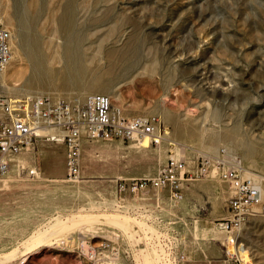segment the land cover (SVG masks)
Returning <instances> with one entry per match:
<instances>
[{
	"label": "rangeland",
	"instance_id": "obj_1",
	"mask_svg": "<svg viewBox=\"0 0 264 264\" xmlns=\"http://www.w3.org/2000/svg\"><path fill=\"white\" fill-rule=\"evenodd\" d=\"M34 1L0 0L14 56L0 93L106 94L128 117L156 115L165 134L148 147L83 136L77 179L66 174L63 142L36 138L22 149L0 174V257L19 252L4 264H156L153 234L175 241L176 264H242L237 249L263 263L257 207L239 244L215 224L230 218L232 189L219 172L233 159L264 189V0H39L37 17ZM67 11L70 61L57 20ZM30 31L46 44L53 76L44 82L31 81ZM170 157L189 169L182 197L147 187L131 205L138 211L119 210L118 182L154 177Z\"/></svg>",
	"mask_w": 264,
	"mask_h": 264
},
{
	"label": "built area",
	"instance_id": "obj_2",
	"mask_svg": "<svg viewBox=\"0 0 264 264\" xmlns=\"http://www.w3.org/2000/svg\"><path fill=\"white\" fill-rule=\"evenodd\" d=\"M11 55V34L0 22V71L7 66ZM164 134L165 129L156 115L128 117L112 105L106 94L90 93L80 99L36 93L15 97L0 93V174L7 171L16 155L24 148L28 149L36 138L63 142L66 174L70 179H77L81 172L79 149L83 136L90 139L139 140L147 135L150 143L158 144ZM29 173L35 171L30 170ZM188 173L183 159L170 157L154 177L120 180L116 185L119 197L117 208L126 213L134 209L138 211L139 208L131 205L141 201L147 187L167 189L169 199L178 201ZM219 177L227 181L232 195L229 200L230 218L215 225L226 233L228 244L236 245L241 223L251 208L257 207L264 214V189L253 175L244 174L238 159L222 167ZM149 239L156 250V264L177 263L174 240L160 242L157 234ZM240 245L243 246V243Z\"/></svg>",
	"mask_w": 264,
	"mask_h": 264
},
{
	"label": "bare ground",
	"instance_id": "obj_3",
	"mask_svg": "<svg viewBox=\"0 0 264 264\" xmlns=\"http://www.w3.org/2000/svg\"><path fill=\"white\" fill-rule=\"evenodd\" d=\"M36 1H37V4H35V5H37V6H34L35 8L33 9V12H32L33 16H35V17H37L38 10H39V5H38L39 4V0H35L34 2H36ZM32 7H33V5H32ZM70 19L71 18H70L69 11H67L65 14H62V15L58 16V18H57L59 23L64 24L65 26L68 27L67 28V35H66L65 44L63 45V47L65 48V50L67 52L66 54H67V58H68L69 61L72 59L71 58V56H72V48H73V44H74L73 43L74 42L73 38L70 37V35H71L70 28H69V26L71 24V20ZM60 30L61 29L58 30V32H59L58 34L62 35ZM44 42L42 41L41 37L37 33H34L33 31L30 34L29 33L26 34V36L24 38V45L26 47V51L28 53H30V55H32L31 57L34 58V61H33V64H32V70L30 71V77L32 78L31 81L44 82L47 78H50V77L53 76V72L52 71L50 72V71H48L46 69L45 54H44L45 52L43 51V49L46 47V44ZM50 44L52 45L53 43L50 42L49 45ZM50 46H48V47H50ZM46 52H48V51H46ZM13 58H14V56L11 55L10 61ZM138 141H139V143H140V145L142 147H148L149 146V137L147 135H144ZM79 151H80V149H79ZM81 219H71L70 221L76 223V222L80 221ZM62 226H63V228H65L67 226V223H65V225H62ZM216 227L218 228V226H216ZM35 235L37 236V234H35ZM232 247L229 246V250L230 251L235 249V248H232ZM237 250H235L236 253L238 254L236 256H239L242 264H264L263 261H262L263 263H260V262H257V261H256V263H253V260H251L253 257H251L248 254V251L246 249H240L239 251H237ZM18 253L19 252L16 251L15 249L13 251L5 253L4 256L0 257V264L9 263V262H12V261L16 260L17 257L19 256ZM24 258H25V256H24Z\"/></svg>",
	"mask_w": 264,
	"mask_h": 264
}]
</instances>
